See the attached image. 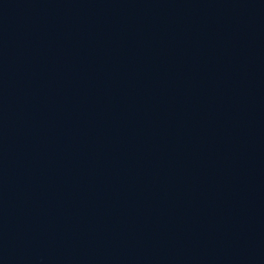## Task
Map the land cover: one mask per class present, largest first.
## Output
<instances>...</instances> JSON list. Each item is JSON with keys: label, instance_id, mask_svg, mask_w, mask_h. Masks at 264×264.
Wrapping results in <instances>:
<instances>
[{"label": "water", "instance_id": "1", "mask_svg": "<svg viewBox=\"0 0 264 264\" xmlns=\"http://www.w3.org/2000/svg\"><path fill=\"white\" fill-rule=\"evenodd\" d=\"M0 264H264V0H0Z\"/></svg>", "mask_w": 264, "mask_h": 264}]
</instances>
